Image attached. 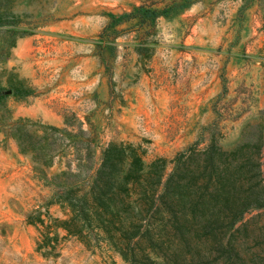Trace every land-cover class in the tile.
Segmentation results:
<instances>
[{
    "label": "rangeland",
    "instance_id": "374dc122",
    "mask_svg": "<svg viewBox=\"0 0 264 264\" xmlns=\"http://www.w3.org/2000/svg\"><path fill=\"white\" fill-rule=\"evenodd\" d=\"M173 1L183 5L153 23H111ZM6 9L27 33L0 60V72L34 88L8 98L13 118L61 127L69 109L94 141L95 166L109 142H129L145 150V161L165 159L166 172L194 142L203 147L214 135L229 150L248 130L261 131L264 185V0H7ZM49 194L30 156L0 132V264H129L105 245L86 249L69 236L57 257L38 253V229L24 215L44 210ZM48 210L65 217L59 206ZM231 232L247 264H264V206L245 212Z\"/></svg>",
    "mask_w": 264,
    "mask_h": 264
},
{
    "label": "trees",
    "instance_id": "16d2710c",
    "mask_svg": "<svg viewBox=\"0 0 264 264\" xmlns=\"http://www.w3.org/2000/svg\"><path fill=\"white\" fill-rule=\"evenodd\" d=\"M182 5L173 1L141 15L137 7L111 16V23L137 17L150 24ZM6 8L7 0H0V32L8 37L0 38V60L27 33ZM33 94L12 71L0 72V132L30 156L34 177L50 189L44 210L38 206L24 215L38 229L35 250L43 257H57L69 236L86 249L105 245L129 264H247L231 230L245 212L264 206L261 131L248 130L229 150L214 135L203 147L194 142L176 153L168 172L165 159L145 161V150L129 142H109L95 166L94 141L73 111H63L61 127L13 118L8 98ZM55 164L62 167L49 173ZM52 205L65 217H54Z\"/></svg>",
    "mask_w": 264,
    "mask_h": 264
}]
</instances>
